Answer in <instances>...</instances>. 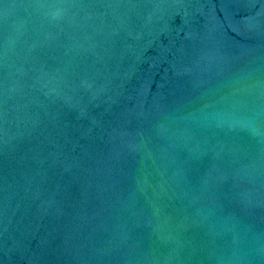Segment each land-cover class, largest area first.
Instances as JSON below:
<instances>
[{
  "label": "water",
  "instance_id": "95a60500",
  "mask_svg": "<svg viewBox=\"0 0 264 264\" xmlns=\"http://www.w3.org/2000/svg\"><path fill=\"white\" fill-rule=\"evenodd\" d=\"M0 83L264 144V0H0Z\"/></svg>",
  "mask_w": 264,
  "mask_h": 264
}]
</instances>
